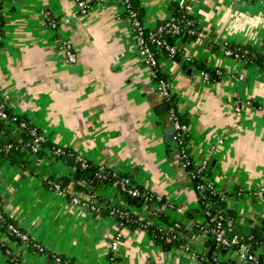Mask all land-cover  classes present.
<instances>
[{"label": "crops", "instance_id": "0c3cea01", "mask_svg": "<svg viewBox=\"0 0 264 264\" xmlns=\"http://www.w3.org/2000/svg\"><path fill=\"white\" fill-rule=\"evenodd\" d=\"M131 1L147 27L170 17L177 2ZM88 2L84 14L74 0L3 4L0 104L35 125L47 143L46 153L32 154L30 161L7 158L0 165L5 218L29 237L22 241L0 228V264H254L217 244L198 191L179 162L166 102L138 53L124 5ZM190 12L195 35L175 37L172 56L157 52L158 69L188 124L192 164L208 157L205 177L228 214L226 232L249 233L264 217V65L228 55L223 46L264 48V1L191 0ZM61 39L71 43L74 61L67 60ZM56 146L126 173L133 185L171 201L174 206L161 211L183 226L180 239L167 242L137 222H119L107 207L96 212L72 203L73 194L84 197L86 191L73 187L74 163L47 154ZM63 176L70 178L67 189L52 188L49 180ZM94 177L89 185L110 204L168 227L167 220L148 215L144 201L127 202L115 182ZM117 232L119 245L112 250ZM251 250L258 257L262 248ZM52 254L66 263H56Z\"/></svg>", "mask_w": 264, "mask_h": 264}, {"label": "built area", "instance_id": "2783aa9c", "mask_svg": "<svg viewBox=\"0 0 264 264\" xmlns=\"http://www.w3.org/2000/svg\"><path fill=\"white\" fill-rule=\"evenodd\" d=\"M6 0H0V40H1V25H2V16H3V4ZM125 7L126 17L129 19L131 24V29L134 33L137 50L138 53L142 56L144 62L151 67V71L153 76L157 81L158 91L165 100L167 104V115L168 118L173 125L174 134L173 137L178 145V158L180 164L186 168L187 165L192 164V161L189 157V152L187 148V135H188V124L180 120L179 113L172 101L171 91L169 89V82L166 78L158 76V57L156 56L157 52H161L163 50L166 51L168 55H174L176 48L174 44H171L167 41L164 33H180L182 31V27L177 18L174 15H170L167 19L158 23L153 27H147L140 15L139 11L133 7L131 0H119ZM264 1V0H261ZM76 9L78 12L84 14L88 11L90 3L88 0H74ZM179 6L183 7L187 11H190V1L189 0H178ZM186 23L192 25L194 23L193 19H187ZM52 26H54V22L51 20ZM187 33H193L194 30L192 27L188 28ZM59 46L63 50L66 55L68 61H74L76 59L75 54L72 50L71 43L66 39H61L59 41ZM224 53L239 57L243 59H247L244 53H240L239 51L233 50L231 48L225 47ZM205 78H208L209 74L205 71L202 72ZM7 112L0 106V118H6ZM14 118V116H13ZM29 124V123H28ZM25 120L20 121V125L23 127H28V130L32 136L30 142H28V147L32 152H37L42 147V143L45 141L44 134L32 124L28 125ZM54 154L59 155L65 153V149L61 146H56L53 149ZM74 160L77 161L81 167H85L88 165V160L80 154H74ZM208 165V157L204 158L199 164L194 165L193 169H187L189 176L191 178L195 177L197 174L201 176V181L196 184V187L199 190L200 196L203 198L205 194L203 190L205 188H209L211 192L217 193V189L214 186L213 182L210 181L209 178L205 177V171ZM98 177L108 178L109 176H116L115 170H106L104 165H100L97 172ZM115 183L124 191L129 193L134 197H143L144 202L146 203L147 199L152 198L153 193L150 190L142 189L133 185L128 176L117 177ZM52 188L64 192L66 188L61 187L60 183L54 179L49 180ZM264 189V187H263ZM155 198L159 202L156 204L153 209L162 210L167 207H173V203L171 201H161L162 195L160 193H155ZM71 201L74 204H81L87 208H90L96 212L101 210V203L96 201V195L93 192H86L84 197L78 196V194H73L71 196ZM208 206L204 213L209 220L212 221L211 230L214 234L217 244L222 247H227L232 250L233 253L237 255V257L245 262H257V255L250 250L248 242L245 239L251 238V235L248 233H234L229 235L226 232L225 222L228 219V214L224 210H214L211 211L209 207L211 206L209 202L205 203ZM108 211L112 215H114L118 219H126L132 222H137L142 226L147 227L152 224V220L148 218L136 219L131 218L128 211L120 210L115 207L113 204H109ZM0 221H4L6 223L8 231L15 237L19 238L22 241L28 240V234L26 231H23L18 225L12 222H6L2 210L0 208ZM174 226L179 228L180 222H175ZM262 235L264 236V230ZM174 235H166L164 240L170 242ZM120 233L117 232L111 242L110 248L112 250H116L119 245ZM35 248L42 249V246L39 243H35ZM52 259L56 263H66L61 256L52 254Z\"/></svg>", "mask_w": 264, "mask_h": 264}, {"label": "trees", "instance_id": "16d2710c", "mask_svg": "<svg viewBox=\"0 0 264 264\" xmlns=\"http://www.w3.org/2000/svg\"><path fill=\"white\" fill-rule=\"evenodd\" d=\"M189 1L191 3V0H189ZM131 3H132V1H131ZM133 7H134V5H133ZM171 15H174L177 18H179V21H180V24L182 27V31L180 33H164V36L166 37V39L169 43L174 44L173 42H174L175 37H192L195 35V33H196V19L190 11H187L183 7L179 6L178 0L175 3V5L173 6V10H172ZM187 19H193L194 23L192 25L187 24L186 23ZM190 27L193 28V30H194L193 33H187L186 30ZM223 47L224 48L228 47V48H231L233 50L239 51L240 53H244L245 56L247 57V59H246L247 61L255 60L259 63H262V65H264V48L263 47L260 49L259 48L257 49L256 47L248 45V44H237V43H229V42H226ZM163 51H165V50H163ZM158 76L164 77L167 79L166 75L163 74L159 69H158ZM0 106L7 112L6 118H0V165L7 158L10 159V161H17V162L24 163L25 161L31 160L30 156L32 154H34V156L38 157V156L42 155L43 153H46V151L43 149V147L46 146V143H47L46 141H44L42 143V147L37 152H32L30 150V148L28 147V142L31 141L32 136L28 130V127L21 126L20 121L23 119L27 122V124L28 123L31 124V123L24 116H20V115H16L15 113H11L9 110H7L5 107H3L1 104H0ZM13 116H14V118H13ZM180 120L184 122V120L182 118H180ZM64 149H65V153H62L59 155H56L53 152H51V153L49 152L47 154L53 155L59 159L62 158V159H65L67 161L74 163L76 165L75 173L72 176L74 189H76V190L84 189L86 192L95 193L97 202L101 203V202H103L101 200H104V205H102V203H101V209L103 207H107V209H108V206L110 203L108 201H106L103 197H101L99 195V193L96 192V188H95L96 186L93 187V186L89 185L90 182L92 181V179L94 178L99 166H94V165L88 163L87 166L81 167L80 164L74 160V154L73 153L68 154L67 148H64ZM193 168H194L193 164H189L186 166V169H193ZM105 169L106 170H112V169L107 168V167H105ZM116 175H117V177L128 176L126 173H119V172H116ZM117 177L116 176H109L108 178H102V177H100V178H102L104 180V182H106V183H110V182L114 183L115 182L114 180ZM82 180L86 181V183L84 185H80V183H79V181H82ZM190 180H191V184L194 187V189L196 191H198V199H199V202H200L203 210H205L208 207L205 205L206 202H209V204L211 205L209 207V209L211 211L221 209L222 201H221L218 193H213L210 191L209 188H205L203 190L205 197L203 198L202 196H200L199 190L196 187V184H198L201 181V176L199 174H197L193 178L190 177ZM56 181H58L60 183L61 187L67 189V187H68L67 183L70 181V178H69V176H63L61 178H57ZM117 187L120 191L121 196L124 197V199L127 202H131V200H133V204L134 203L139 204L140 202L142 203L144 201L143 197H137V196L134 197V196L130 195L129 193H127L126 191L122 190L118 185H117ZM151 192L153 193L152 198L147 199V201H146L148 210H150L148 215H156L157 218H160L162 220H167L166 222L168 224V227L166 229H163L159 225L152 223V224L148 225L146 228L148 229V231L152 232V234L157 238L160 237L161 239H164V237L166 235H174L170 242H172L176 239H180L179 237L181 235V232H183L182 231L183 226L180 224L179 228H176L174 226L175 221H169L168 219H166L165 215H163L161 210H157V209L152 208L156 204H158L159 202L155 198V193L153 191H151ZM163 199L164 198L162 197L161 201H163ZM112 204L120 210L128 211L131 218H136L138 220L141 219V218H139L138 214H135L130 209V207H121L118 204H115V203H112ZM0 208L2 210V214H3L5 221L10 222L5 218L1 204H0ZM144 218H147V217H144ZM117 220L119 222H123L126 219H124V218L118 219L117 218ZM126 221H128V220H126ZM135 224H137V223L135 222ZM211 226H212V221L210 220V227ZM0 228L6 229L7 232H9L7 229L6 223L4 221H0ZM263 230H264V217L262 218L261 224L258 226H255L248 233L251 235V238L245 239V241L248 242L250 250L256 246H261V248H262V251L260 252V254L257 257V262H254V264H264V236L262 235ZM216 264H218V263H216Z\"/></svg>", "mask_w": 264, "mask_h": 264}, {"label": "water", "instance_id": "95a60500", "mask_svg": "<svg viewBox=\"0 0 264 264\" xmlns=\"http://www.w3.org/2000/svg\"><path fill=\"white\" fill-rule=\"evenodd\" d=\"M189 70H190V67L187 68V71H189ZM164 107L166 108L167 104H165ZM173 129H174L173 125H170L169 126V130L173 131ZM177 152H178V150H177ZM97 179H98L97 177H94L93 180L91 181L90 185H94V183L97 181Z\"/></svg>", "mask_w": 264, "mask_h": 264}]
</instances>
